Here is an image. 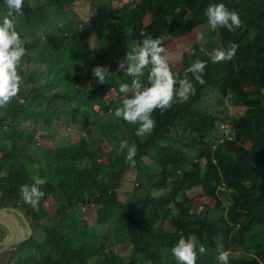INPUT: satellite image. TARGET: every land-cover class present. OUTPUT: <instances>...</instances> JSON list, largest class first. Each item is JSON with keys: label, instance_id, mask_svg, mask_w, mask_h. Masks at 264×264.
Instances as JSON below:
<instances>
[{"label": "trees", "instance_id": "1", "mask_svg": "<svg viewBox=\"0 0 264 264\" xmlns=\"http://www.w3.org/2000/svg\"><path fill=\"white\" fill-rule=\"evenodd\" d=\"M78 2L100 5L92 7L94 48L76 27L83 21L67 18ZM212 3L237 12L242 27L211 30L204 12ZM22 13L12 16L27 50L22 84L0 107V207L20 212L30 229L13 264H179L171 248L181 236H195L197 251L206 247L196 264H219L220 251L229 264H264V0H24ZM7 14L0 0V22ZM198 30L203 45L181 50L177 41ZM142 31L168 37L163 46L181 79L195 60L207 66L204 84L192 80L195 94L155 110L154 130L137 136L113 115L124 97L119 85L131 77L99 84L92 69L107 56L123 59ZM230 42L238 45L230 61L212 63L200 52ZM92 116L100 128L90 120L86 137L65 145L52 138L57 123L83 126ZM123 140L137 148L134 166L119 152ZM37 175L47 183L34 210L19 189ZM193 191L210 204L196 210Z\"/></svg>", "mask_w": 264, "mask_h": 264}, {"label": "clouds", "instance_id": "2", "mask_svg": "<svg viewBox=\"0 0 264 264\" xmlns=\"http://www.w3.org/2000/svg\"><path fill=\"white\" fill-rule=\"evenodd\" d=\"M23 3L24 0H5L8 14L0 22V107L8 105L17 96L22 84L18 67L27 50L12 16L23 14ZM204 15L207 17L209 28L213 31L225 28L235 32L242 27L240 15L234 10H229L224 3L209 4ZM140 36L142 39L131 45L130 51L118 63V71L131 77V83H120L119 91L124 94V98L121 106L115 108L113 115L129 124H138L136 135L145 136L155 128L156 121L152 115L155 110H168L175 103L186 102L196 91L192 80L201 85L205 83L203 77L207 61L195 60L184 70L185 75L181 79L172 71L169 54L163 46V41L168 37L165 34L154 37L143 31ZM205 39L204 33L197 34V42L201 45ZM237 49L238 45L230 42L226 48H216L212 51H207L201 46L200 52L206 54L212 63H219L232 60ZM92 73L99 84L106 83L107 77L111 74L108 66H95ZM189 73L192 79H189ZM125 150L126 163L134 166L136 146L134 144L129 146L128 141L123 140L120 142L119 152L124 154ZM32 179L34 183L21 185L19 191L24 202L38 210L39 202L45 195L39 186L46 184L47 180L38 175ZM206 252L203 244L199 245L197 251L195 236L187 239L181 236L171 248V253L179 264H196L198 253L203 255ZM217 260L219 264H229V253L220 251Z\"/></svg>", "mask_w": 264, "mask_h": 264}, {"label": "rangeland", "instance_id": "3", "mask_svg": "<svg viewBox=\"0 0 264 264\" xmlns=\"http://www.w3.org/2000/svg\"><path fill=\"white\" fill-rule=\"evenodd\" d=\"M95 6H100V5H90L89 3H87V5L83 4V3H74L72 5V7H69V11H68V19H73L74 21H83L81 26V22L78 23L76 25V27H80L83 29V31L85 32V34L87 35L88 40L90 45L94 48L95 43H96V35H97V28H98V24L96 21V17L92 16L93 13V8ZM87 7H90L89 9H87ZM74 13V14H73ZM201 30V29H200ZM201 33L199 30L198 31H192L190 34H188L186 37H183L182 39L177 41V45L180 47L181 50H186L189 54H192L193 51V43L197 42V34ZM106 44L109 45V41L106 42ZM122 60L121 58L117 59V58H113L110 56H107L105 62H103L104 66H108L109 68V72L111 73L108 77L109 78H116V77H122L123 72L122 71H118V63L119 61ZM79 67L80 66H76L75 64L72 65V72L74 74L78 73L79 77H82L84 75V68L79 71ZM79 71V72H78ZM75 77V75H74ZM124 97H122L123 99ZM121 99V100H122ZM242 109L241 108H230V112L234 115H238L239 113H241ZM95 119V126L97 129L100 128V121L95 118V117H83L80 122L83 123V126H70V125H64V123H57L56 128V132H53L51 134L52 138L56 141V143L58 145H65L67 144V142L65 140L74 142L78 136H87L88 132H86V128L89 125L90 120ZM138 124L134 125L135 129L138 128ZM91 137H92V141L98 143V140L100 139L99 134L97 132V130H92L91 132ZM95 150H98L99 148V143L96 144ZM247 148L252 151V147L250 145H247ZM102 151H107L106 148H102ZM130 170H128L124 177L125 178H132L130 175L131 173H129ZM192 195H195V203H196V210H198V205L204 204V203H209L211 202V200L208 197H205L202 195V191H199L198 194L195 193L194 191L191 193ZM56 206L55 204H51V208L49 209L50 212H53V210H55ZM15 217L17 218V216L15 215ZM1 221L3 220H8L9 218L4 214L0 216ZM18 219V218H17ZM13 220V219H12ZM2 225L3 222H1ZM166 224V222L164 223ZM23 235V234H22ZM41 234L38 235V237ZM17 244V243H16ZM16 244H12L10 245L6 250H3L0 258L1 261L5 260V262H3V264H13L15 260H17L18 257V251L16 250ZM2 256V257H1ZM11 258L12 261L11 262H7V260Z\"/></svg>", "mask_w": 264, "mask_h": 264}, {"label": "flooded vegetation", "instance_id": "4", "mask_svg": "<svg viewBox=\"0 0 264 264\" xmlns=\"http://www.w3.org/2000/svg\"><path fill=\"white\" fill-rule=\"evenodd\" d=\"M4 207H6V206H4ZM4 207H0V209H3ZM4 214L9 219L3 220V221H1V219H0V246L5 241H8L11 238H16V237L22 236V234H23V228H22V225L20 223V219H17L15 217L16 214L10 210H7L6 212L1 210L0 216L4 215ZM1 222H3L4 225H2ZM6 249H4V250H6ZM1 253L2 252H0V255H1ZM11 261H12L11 258H9L7 260V262H11ZM3 262H5V260L1 261V258H0V264H3Z\"/></svg>", "mask_w": 264, "mask_h": 264}, {"label": "water", "instance_id": "5", "mask_svg": "<svg viewBox=\"0 0 264 264\" xmlns=\"http://www.w3.org/2000/svg\"><path fill=\"white\" fill-rule=\"evenodd\" d=\"M1 210L5 211V212L7 210H10L16 214V216L20 219V223H21L22 228H23V235L16 237V238H11L8 241H5L4 243H2L0 246V252H2L4 249L8 248L12 244H15V243H18L22 240H25L30 233L29 224L27 223V221L25 220V218L23 217V215L20 212L15 211L13 208L8 207V206L4 207L3 209H0V211Z\"/></svg>", "mask_w": 264, "mask_h": 264}]
</instances>
